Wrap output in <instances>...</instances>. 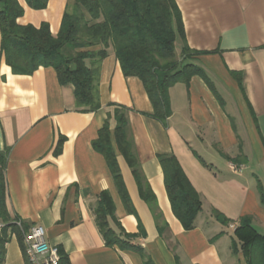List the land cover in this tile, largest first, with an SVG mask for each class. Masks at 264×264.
Wrapping results in <instances>:
<instances>
[{
  "label": "crops",
  "instance_id": "1",
  "mask_svg": "<svg viewBox=\"0 0 264 264\" xmlns=\"http://www.w3.org/2000/svg\"><path fill=\"white\" fill-rule=\"evenodd\" d=\"M19 1L24 14L18 23H48L57 34L75 0H49L40 10ZM175 1L184 28L176 52L204 75L170 87L166 124L153 116L142 80L124 74L112 47L93 65L94 110L77 105L74 87L63 85L54 67L17 74L0 49L7 216L0 218V264H30L18 221L25 230L42 225L61 264H264L263 246L246 252L236 232L249 217L264 236V0ZM118 108L128 119L133 164L117 142ZM106 121L121 183L94 147ZM169 157L201 199L190 229L175 214L166 187L161 160ZM233 163L244 170L235 173ZM148 188L152 204L145 199ZM103 205L110 208L109 227L139 250L107 241L96 218Z\"/></svg>",
  "mask_w": 264,
  "mask_h": 264
},
{
  "label": "trees",
  "instance_id": "2",
  "mask_svg": "<svg viewBox=\"0 0 264 264\" xmlns=\"http://www.w3.org/2000/svg\"><path fill=\"white\" fill-rule=\"evenodd\" d=\"M25 1L36 10L46 8L49 2ZM23 14L24 7L19 0H0V49L6 63L17 74H31L41 66L54 67L60 82L74 87L76 103L84 109L98 107L93 65L108 55L110 47L124 74L142 80L153 105V116L164 124L171 115L170 87L180 81L188 82L192 74L204 75L202 69L187 63L176 52V37L177 34L184 37V28L175 0H75L66 7L57 34L50 31L48 23L39 27L18 23ZM188 52L185 45L182 54L185 56ZM87 60H91L92 65H88ZM115 116L118 145L133 164L135 159L126 112L118 108ZM94 147L106 156L116 180L121 183L108 121L100 129ZM161 162L174 212L190 229L202 207L200 196L174 157L162 158ZM4 164L5 156L0 153V218L7 221ZM134 174L140 181V172L134 169ZM144 194L146 201L152 204L154 197L150 188ZM108 208L109 205H103L96 210L98 224L107 241L122 248L139 250L109 227ZM215 216L224 220L217 211ZM236 232L246 252L251 253L255 245H262L264 249V236L253 229L249 217L241 218ZM2 256L1 250L0 263ZM146 264L153 263L147 260Z\"/></svg>",
  "mask_w": 264,
  "mask_h": 264
},
{
  "label": "built area",
  "instance_id": "3",
  "mask_svg": "<svg viewBox=\"0 0 264 264\" xmlns=\"http://www.w3.org/2000/svg\"><path fill=\"white\" fill-rule=\"evenodd\" d=\"M235 173H241L245 166L231 164ZM18 225L23 230L24 247L30 264H61V254L57 246L48 242L46 229L42 225H34L25 230L21 221Z\"/></svg>",
  "mask_w": 264,
  "mask_h": 264
},
{
  "label": "rangeland",
  "instance_id": "4",
  "mask_svg": "<svg viewBox=\"0 0 264 264\" xmlns=\"http://www.w3.org/2000/svg\"><path fill=\"white\" fill-rule=\"evenodd\" d=\"M88 61H91V60H87L86 62L88 63Z\"/></svg>",
  "mask_w": 264,
  "mask_h": 264
}]
</instances>
